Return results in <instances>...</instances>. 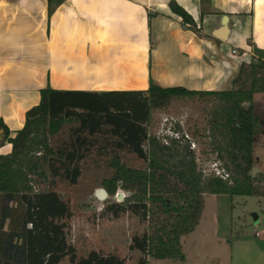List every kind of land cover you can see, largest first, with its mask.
Wrapping results in <instances>:
<instances>
[{
  "label": "trees",
  "instance_id": "1",
  "mask_svg": "<svg viewBox=\"0 0 264 264\" xmlns=\"http://www.w3.org/2000/svg\"><path fill=\"white\" fill-rule=\"evenodd\" d=\"M54 0H48L51 13ZM170 11L183 26L196 31L192 18L174 1ZM264 94V60L242 64L228 91L162 88L152 81L146 91L82 92L40 90L38 105L25 114L13 135L0 119V264H125L116 254L90 251L78 257L67 242L69 204L47 187L50 179L75 185L93 138L111 139L113 150L133 155L142 169L128 168L114 157V174L103 182L104 192L125 194L107 204L102 217L118 220L132 215L143 224L129 251L136 264L153 260L182 261L181 238L192 233L203 209V196L264 198V176L251 177L252 154L260 125L253 98ZM198 101L206 122L208 152L227 179L207 175L197 164L186 140L165 145L149 132L153 113L171 103ZM77 124L68 142L51 141L66 125ZM179 129V127H178Z\"/></svg>",
  "mask_w": 264,
  "mask_h": 264
},
{
  "label": "crops",
  "instance_id": "2",
  "mask_svg": "<svg viewBox=\"0 0 264 264\" xmlns=\"http://www.w3.org/2000/svg\"><path fill=\"white\" fill-rule=\"evenodd\" d=\"M171 1L196 31L170 11ZM54 2L49 13L48 0H0V119L12 135L47 87L146 91L152 81L162 88L228 91L242 64L264 60V0ZM10 151L9 144L0 147L2 155ZM203 201L197 226L181 238L183 260L148 264H264V219L255 218L260 232L233 236L232 214L225 221L206 212Z\"/></svg>",
  "mask_w": 264,
  "mask_h": 264
},
{
  "label": "rangeland",
  "instance_id": "3",
  "mask_svg": "<svg viewBox=\"0 0 264 264\" xmlns=\"http://www.w3.org/2000/svg\"><path fill=\"white\" fill-rule=\"evenodd\" d=\"M202 104L198 101L171 103L166 109L153 113L149 127L151 135H156L163 127V119L180 121L186 134L195 143V155L199 167L209 173L215 157L208 152L205 138L206 122L202 113ZM253 112L259 122L260 133L255 139L252 154V167L258 172L254 177L264 176V94H257L253 99ZM77 124L66 125L60 134L52 139L51 145L57 148L68 142L70 132ZM89 156L81 163V176L75 185L65 181L50 179L47 187L56 192L71 209L72 217L67 221V242L76 249L77 256H85L90 251H100L104 254L113 253L125 259V264H136L139 253L129 251L128 246L134 235L141 234L143 224L137 217L125 215L118 220L102 217L104 207L112 202H119L117 191L115 196H103V182L114 174V157L128 168L142 169L143 163L133 155L113 150L109 143L111 139L93 138ZM206 212L215 211L225 221L231 218L232 235L241 232L254 235L260 232L256 216L264 219V199L261 202L250 197L222 196L215 202L212 195H204ZM264 222V221H263ZM256 240V239H255ZM61 264H69L67 260Z\"/></svg>",
  "mask_w": 264,
  "mask_h": 264
},
{
  "label": "built area",
  "instance_id": "4",
  "mask_svg": "<svg viewBox=\"0 0 264 264\" xmlns=\"http://www.w3.org/2000/svg\"><path fill=\"white\" fill-rule=\"evenodd\" d=\"M163 127L161 128V130L154 135L157 139L161 140L163 144L167 145L169 139H174V140H186L189 145H190V149L194 152L196 145L195 143L191 140V138L189 137L188 134L185 133L183 127H182V123L180 121H174V120H168V119H163ZM179 127V129H178ZM211 169L212 171H210L209 173H206L205 170H203V172L207 175H213L215 177L221 178V179H227L228 178V174L220 168V164L219 162L215 161L212 165H211ZM103 194H106L103 191ZM257 236V234H256Z\"/></svg>",
  "mask_w": 264,
  "mask_h": 264
},
{
  "label": "water",
  "instance_id": "5",
  "mask_svg": "<svg viewBox=\"0 0 264 264\" xmlns=\"http://www.w3.org/2000/svg\"><path fill=\"white\" fill-rule=\"evenodd\" d=\"M257 172H258V170H257L256 168H252V169H251V173H250L251 177H254L255 174H256ZM103 196H106V194H103ZM118 199H119L120 201L123 200V197H122L121 194H118Z\"/></svg>",
  "mask_w": 264,
  "mask_h": 264
}]
</instances>
